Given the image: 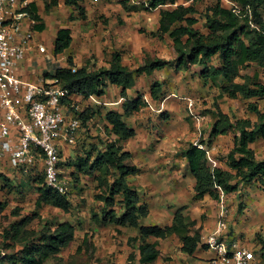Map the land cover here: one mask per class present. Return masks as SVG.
<instances>
[{
  "label": "trees",
  "instance_id": "trees-1",
  "mask_svg": "<svg viewBox=\"0 0 264 264\" xmlns=\"http://www.w3.org/2000/svg\"><path fill=\"white\" fill-rule=\"evenodd\" d=\"M135 1L146 10L159 9L158 28L152 34L159 40L165 37L170 40L174 54L171 60L145 57L143 63L132 70L122 65L121 54L115 52L107 67L92 69L88 64L77 68L68 57L66 67L56 68L45 78L57 79L60 87L68 91V97L63 102H73L75 96L100 98L110 85L122 89L120 112L110 110L104 114V132L113 138L107 141L95 139L96 142L84 149L81 156L60 159L58 167L72 169L70 180L78 191L81 190L78 188L81 179L90 178L93 181L92 200L96 208L90 210L91 224L112 228L117 234H120L121 228L136 230L137 235L129 237L128 244L137 247L140 264H152L160 257L157 240L170 235L180 239V249L187 255H192L198 245H206L201 243V229L183 215L184 207L174 210L171 225H144L142 222L149 214L148 205L142 201L138 190L127 182V177L136 175L139 169L132 164L131 154L124 150L121 143L136 134L134 129L127 127L124 117L138 112L148 103L140 95L136 99H128L127 90L134 86L135 76L138 75H151L165 67H171L175 73L196 68L200 86L207 88L209 93L211 90L214 92L216 87L218 97L264 101V0ZM224 1L228 5H224ZM56 2L50 0L46 9L56 5ZM124 2L121 0V3ZM81 3L79 0H64V4L76 11L79 19L84 20L85 10ZM236 7L237 13L234 11ZM26 11L33 20L39 22L35 3H30ZM199 17L203 18V30L197 27ZM36 30H43V25H36ZM71 41V30L59 29L53 44L54 54L66 51ZM164 95L165 84L152 81L149 87L150 100L158 104ZM213 96L211 103L214 107L208 113L214 120L208 133V142L199 140L198 144L203 149L189 143L181 151L195 179L194 198L200 199L206 195L218 201L221 195L235 193L246 185H254L264 193V157L258 158L253 147L258 141L264 140V111L250 103L248 109L255 116L254 121L246 118L231 121L228 115L221 112ZM186 108L191 118L187 104ZM193 111L196 112L194 106ZM73 113L84 125L102 116L103 111L87 106L83 111L73 110ZM224 135L232 138V147L224 156L211 157L204 145ZM77 142L81 144L83 141L78 139ZM31 180L36 193L34 206L37 209L47 206L66 214L71 211L68 195H61L46 187L43 172ZM3 186L9 192L18 188L24 190L6 181ZM6 206L7 203L0 200V264H60L61 252L75 240L74 222L42 221L38 226H32L38 214L21 217L20 209L16 208L10 211L15 219L7 220L6 225L2 226L1 222L6 220ZM255 240L261 253V264H264V236L257 233ZM86 244L85 238L77 247L75 255L81 253ZM135 256L134 252H130L128 261H133Z\"/></svg>",
  "mask_w": 264,
  "mask_h": 264
},
{
  "label": "crops",
  "instance_id": "crops-1",
  "mask_svg": "<svg viewBox=\"0 0 264 264\" xmlns=\"http://www.w3.org/2000/svg\"><path fill=\"white\" fill-rule=\"evenodd\" d=\"M56 1L59 8L61 2L64 4V0ZM110 1L96 4L82 2V7H85V19L82 20L78 18L77 12L71 7H67V11L61 9L56 11L57 6L44 11L41 1L32 0L40 20L37 22L31 19V23L28 19L23 21V33L30 31L32 38L27 42L23 59L17 62L16 74L18 77L22 81L32 83L50 80L45 78L46 74H52L56 68L67 66V60H64L62 55L70 57L77 68L88 64L92 69H98L107 67L113 53L117 52L121 54L122 65L132 70L142 64L145 57L165 60H171L174 57L170 40L167 37L159 40L152 34L158 28L159 9H155L157 14L150 16L140 8L138 3L131 1L121 3V0H117L122 7V10L120 8L121 12L118 13L122 20L120 24L116 19L109 20L106 30L97 27V31L94 33L86 28L87 21L92 20L93 16L106 14ZM69 17L72 19L71 21H69ZM38 24L43 25V30H36ZM61 28L71 30L72 41L66 51L55 55L53 44L56 33ZM141 28L144 29L141 30ZM45 37L52 41L49 44V49L42 42V38ZM40 46L44 47V52L39 50ZM196 70L195 68L175 73L171 67H165L151 75L135 76V84L127 90V98L133 100L140 95L148 105L138 112L124 117L127 127L134 129L136 134L133 138L124 141L122 146L125 151L131 154L132 164L139 169L136 175L127 177V182L138 190L142 201L148 205L149 214L142 221L144 225H171L174 210L184 207L183 215L196 223L195 227L201 229V238H203L216 227L220 210L223 207L226 211L227 229L221 236L222 240L228 246L236 243L248 248L254 254V264H261L262 257H258L256 254L259 246L255 240V235L264 231V193L261 189L254 185H246L240 187L235 193L224 194L218 201L206 195L200 199L194 198L195 179L191 176L187 161L181 156V151L185 145L194 144L199 136H202V139H207L210 130L208 123L211 122L212 117L210 115L205 117L200 132L197 131L192 118L189 119L193 123V128L186 127L181 123L180 129L172 127L170 123L169 125L160 123L156 115L152 118L153 113L151 112H157L149 98V87L152 81L163 82L165 88L167 87L169 90L164 103L165 101L171 103L172 98L178 96H191L196 93L205 96L208 90L200 86ZM176 86H178L177 92ZM121 90L120 87L110 85L105 90L104 96L96 98V103L89 99L86 100L88 106L94 108L97 107L96 105L100 106L103 111L101 116L103 123L106 111L120 112L123 101L120 95ZM187 98L189 97L187 96ZM81 99L78 96L74 97V101L77 102H81ZM171 109L175 115L177 112L180 114L182 104L179 105L175 102ZM78 110L79 112L83 111L79 108ZM2 114L0 109V120ZM156 118L157 120H155ZM91 122L87 124L90 126ZM96 131L97 129L94 128L91 133L97 135ZM85 134L88 133H84V131L79 133L78 139L83 141L81 144L77 142L75 145H68L64 141H59L61 160L81 156L84 149H88L96 142L93 138H86ZM180 134H183L182 138ZM211 143V146L206 147L211 157H217L218 149L224 150L221 152L224 156L232 147L229 135L218 136L212 139ZM34 166H37L34 170L35 174L32 172ZM40 168L43 172L39 158L34 165L19 169L12 167L8 158H4L0 161V188L6 181L13 186L18 184L19 187L36 196L31 179L38 176ZM69 170L72 171V169ZM61 177L69 180L66 176L61 175ZM93 185L90 178H83L79 186L93 187ZM241 203H245L246 206L239 213L238 209ZM113 233L118 240L123 241V246L120 249L114 247L108 249L116 251V256L123 261L122 264L124 261L130 263L127 257L130 252H134L136 256L132 264H140L137 247L128 244L129 237L137 235L136 230L121 228L120 234H117L115 230ZM157 242L160 257L152 264H212L211 261L215 258V252L207 247H202L201 244L192 255L183 253L180 249V239L176 235H170L165 239L157 240Z\"/></svg>",
  "mask_w": 264,
  "mask_h": 264
},
{
  "label": "built area",
  "instance_id": "built-area-1",
  "mask_svg": "<svg viewBox=\"0 0 264 264\" xmlns=\"http://www.w3.org/2000/svg\"><path fill=\"white\" fill-rule=\"evenodd\" d=\"M96 4L110 0H79ZM138 3L135 0H129ZM32 0H0V161L8 158L14 168L29 167L39 160L42 163L44 184L61 195L68 194L66 179L61 177L58 161L59 141L75 145L83 123L73 113L78 110L74 102H63L68 91L62 89L57 79L39 83L22 81L16 74L17 62L23 59L30 31L23 33V21L28 19L26 8ZM236 13L238 7L234 8ZM39 50L44 52V47ZM75 68L72 69V72ZM93 103L96 97L88 98ZM187 107L197 131H201L204 117L193 111V101L187 99ZM198 148L203 146L194 143ZM223 195H221V198ZM220 198V199H221ZM226 211L222 207L214 230L201 238L202 244L215 252L212 264H254L251 250L232 243L221 236L227 229Z\"/></svg>",
  "mask_w": 264,
  "mask_h": 264
},
{
  "label": "rangeland",
  "instance_id": "rangeland-1",
  "mask_svg": "<svg viewBox=\"0 0 264 264\" xmlns=\"http://www.w3.org/2000/svg\"><path fill=\"white\" fill-rule=\"evenodd\" d=\"M38 1L42 2V4L44 5V11H47L48 9H46V6L48 3H50V0H38ZM125 2H129V0H125ZM181 2L183 3V1H180V3ZM208 2H210V1H207V3ZM224 5H228V3H226L224 1ZM56 6H57V4L52 6L51 8L56 7ZM140 6L142 7V10L150 16L152 14H157L156 10L155 11L146 10L142 6V4H140ZM120 8L122 10V7L120 6V4L118 3L117 0L110 1L109 7H107V12H106V14H104L105 16L104 15L93 16L92 20H90L89 22L87 21L86 28H88L90 31H92V33L97 31V27L102 29V30H106L107 29L106 27L108 26L109 20H112V19H116L117 22H119L118 24H120L122 22V20L119 16L120 14H118L121 12ZM59 9H61L62 11L68 10L67 6L62 4V2L60 3V8L58 6L55 8L56 11H59ZM204 9L205 8H203V10ZM71 20L72 19L69 17V21H71ZM197 27L199 29H202V30L204 29L203 18L199 17ZM143 29L144 28H141V30H143ZM42 42L49 49L50 48L49 44H51L52 41L50 40V38L45 37V38H42ZM61 57L64 60H67V58H68L67 56H64V55H62ZM249 71H251V70H249ZM246 73H248V71H246ZM177 91H178V86H176V92ZM168 93H169V90L166 87L164 98L161 100L160 103L157 104V103L152 102V101L150 102L152 104L154 110L157 111V112H151V113H153L152 118H154L156 115L158 117V120L160 123H162V124L166 123L167 125H169V123H170L172 125V127H175V128L178 127L179 129H180L181 123L186 127L188 126L189 128L194 127L193 123L189 119V116H186V114H188L186 104L188 103L187 99H189V98H191V99H193V101H195L194 107H195L196 112L208 116L210 114L208 112L211 110V108L213 109V107H214L213 104L211 103V101H213L212 95H214L213 96L214 100L217 101L219 109L221 110L222 113L228 115V117L231 121H235V119H238V118H246V119H250V120L254 121L255 116L248 109V106L250 103L256 105V107L260 111H264V101L257 100V99L256 100H243L241 98L231 100V99H228L224 96L218 97L217 96L218 92L216 90V87H215L214 92H212V90L210 91V93L206 92L205 96L197 94V93L195 95H191V96H189V95L178 96V97L176 96L177 98H174V97L172 98L174 101L173 100L170 101L171 103H168L166 101L164 103L165 96ZM187 96L189 98H187ZM86 100L87 99L82 98L81 102L80 101H78V102L73 101V102L75 105L78 106L79 109L83 110L88 106ZM175 102L179 103V105L182 104V111H180V114H179V112H177L176 115L174 114L173 109H171L172 104H175ZM208 105H210V108H208ZM96 106H97L96 109H100V106H98V105H96ZM213 118L214 117H212L211 122L208 123L210 127H211V124L214 120ZM155 120H157V118ZM94 128L97 129V131H96L97 135H94V133H91V132H93ZM83 129H84L83 130L84 133L85 132L88 133L85 135H86V138H89V139L93 138V139H97V140L99 139V141L100 140L107 141L108 139L113 138L104 132V125H103V122L101 120L100 115H99V117L94 118V120L91 122L90 126H89V124L85 123L83 125ZM182 135L183 134H180L181 138H182ZM199 140H207V142H208V139H202V136H199V137H197V140L195 143H197V144L200 143ZM231 140H232V138H231ZM99 141H98V143H100ZM211 144H209V145L206 144V145H204V147L205 148L209 147V146H211ZM186 146H188V144L185 145L184 148ZM253 147L255 148V151H256L258 158L264 157V140L258 141ZM222 151H224V150L218 149L217 155L216 154L215 155L217 157L223 156V154H221ZM36 167L34 166L32 168V172L34 174H35L34 170H36ZM60 170L62 173L61 175L66 176V178L69 179V180H66L67 185H68V194L67 195H68V198L72 204L71 211L69 213H67V214L62 213L55 208L47 207V206H44L41 209H37L34 206V200L36 197V196H34V193L28 192L26 190H21L20 188L14 189V191L9 192L3 186L4 188L0 189V200L5 201L7 203V206H6V209L4 211V217L6 218V220H3L1 222V225L2 226L6 225L7 220H14L15 219L10 215V211H13V209H16V208L20 209V216L21 217L26 216V215H31L33 213L38 214V218H35L33 220L32 226L33 225L38 226L42 221L61 222L63 220H71L72 222H74L75 227H76V236H75L74 242L71 243L67 248H65L61 252V254H60L61 263L59 262L60 264H72V263L73 264H75V263H78V264H85V263L86 264H122L123 261L120 259V257L116 256L117 255L116 251L115 250H109L108 248L111 249L112 247H114V248L120 249L123 246L122 245L123 241H121L120 239L118 240L116 238V236L113 233L114 230L112 228L95 226V225L91 224L90 210L93 207L96 208V205L94 204V202L92 200V194H93L92 186L80 187L78 184V188L81 189L80 191H78V189H76V187L73 186V184H72L73 182H71V180H70V170L68 168L66 170L64 168H60ZM41 175H42V170L40 168L39 172H38V176H41ZM16 185H18V184H16ZM244 206H246L245 203H241L239 205V209H238L239 213H240V210H243L245 208ZM258 234L264 236V231L263 232L260 231V232H258ZM256 235H255V239H256ZM85 238L87 240L86 246L83 245L84 246L83 251L81 253H77L75 255L77 247L82 244V241ZM119 253H120V251H119ZM256 254L258 255V257H260L261 256L260 250H257ZM67 261H68V263H67ZM132 262L133 261H131L130 263H126L124 261V264H132Z\"/></svg>",
  "mask_w": 264,
  "mask_h": 264
}]
</instances>
